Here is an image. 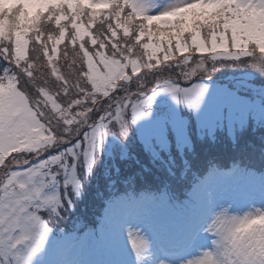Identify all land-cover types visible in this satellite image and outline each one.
Segmentation results:
<instances>
[{
    "label": "snow or ice",
    "instance_id": "1",
    "mask_svg": "<svg viewBox=\"0 0 264 264\" xmlns=\"http://www.w3.org/2000/svg\"><path fill=\"white\" fill-rule=\"evenodd\" d=\"M5 4L0 0V264H70V241L98 246L105 256L99 264H264V203L218 211L207 184L195 189L197 207L178 229L157 214L173 207L167 189L140 192L131 177L110 178L96 192L102 208L92 227L57 226L87 198L109 130L118 127L113 135L126 139L160 92L199 112L209 91L204 74L217 61H238L264 77V0ZM190 51L200 54L194 67ZM248 74L215 99L252 92ZM145 136L163 138L164 127L151 125Z\"/></svg>",
    "mask_w": 264,
    "mask_h": 264
},
{
    "label": "rangeland",
    "instance_id": "2",
    "mask_svg": "<svg viewBox=\"0 0 264 264\" xmlns=\"http://www.w3.org/2000/svg\"><path fill=\"white\" fill-rule=\"evenodd\" d=\"M7 2L10 4L16 2V0H7ZM0 7L3 8V5H0ZM155 11H159V9ZM160 55L162 56L163 53H160ZM185 55L191 56L189 63L193 67L195 66L194 61L200 58V54L191 51L185 53ZM204 55L206 56L207 54ZM176 56L178 59L180 58L178 52ZM208 67L212 68L210 58L208 59ZM214 68V71L204 74L207 78L203 82L208 85L209 91L199 112L189 110L185 105L178 103L170 93L160 92L151 105L150 115L131 125L126 139L113 135L118 132V127L109 130L103 145V151L99 154L98 163L95 167H100L103 173H108L110 166L106 162H108L109 158L123 159L129 157V151L138 147L145 151H152L154 154L160 151L159 147H167L171 144H177L179 147L184 148L187 145H191L193 136L194 140L198 139L207 145H211L216 139L221 142L234 143L238 138H234L231 132L236 130L242 133L241 131L244 129L239 128L242 123L247 122L249 119L247 126L254 128L259 124L261 125L264 116V96L259 94V89L264 85V77L254 73V69L242 65L238 61H217ZM177 72H179V69H177ZM242 73H249L244 75L243 79L251 82L249 87L253 91L250 93H237L239 96L238 100L217 101L215 99L216 91L230 87L235 80L241 78ZM210 76L229 80V82L220 83ZM180 81L190 82L182 79ZM180 84L181 86H191V82L188 85ZM133 90L135 91V89ZM133 99L135 100V98ZM128 118L130 119V110ZM151 125L164 127L163 138H146L145 129ZM219 136H223V139H218ZM241 174L243 181L239 183L241 184L240 186L235 184L236 178L233 171L223 174L215 172L209 177L208 187L213 195V208L219 211L221 207L226 206L232 212H243L252 207L262 206V203H264V174L257 175L250 171L242 172ZM98 181L93 179L92 183L96 185ZM234 187H237V190ZM234 194H236V198H234ZM171 215L177 217L176 220L180 222L186 216V213L179 210V214L172 213ZM160 217L165 220L164 214H161ZM181 224L173 225V228ZM203 243L210 244V240H204ZM99 251L102 252L100 249ZM192 251L195 252V249ZM64 259L68 260L70 264H87L88 256L71 252Z\"/></svg>",
    "mask_w": 264,
    "mask_h": 264
},
{
    "label": "trees",
    "instance_id": "3",
    "mask_svg": "<svg viewBox=\"0 0 264 264\" xmlns=\"http://www.w3.org/2000/svg\"><path fill=\"white\" fill-rule=\"evenodd\" d=\"M248 121L239 126L244 130L242 133L237 132L236 135L240 138L234 143L219 141L207 145L198 139L194 140L193 136L191 145L184 148L171 144L159 147L160 151L154 154L138 147L129 151L127 160H111L113 168L107 173L106 179L100 180L97 186L87 185V198L79 204L78 212L73 214L75 220L87 227L93 226L101 211L99 207H102V202L95 198V194L98 190L104 191L110 178L123 181L131 177L135 182L134 187L140 192L159 193L167 189L174 208L177 207L176 204L187 207L186 202L191 200L193 204L190 203L189 206L195 209L197 201L193 193L216 167L226 169L244 165L258 171L264 170V118L261 125L254 128L247 126ZM185 171L187 174L182 176L181 173ZM99 185H102L101 189ZM117 187L122 190L123 185L118 184ZM62 226H68V223ZM96 251L93 250L94 253Z\"/></svg>",
    "mask_w": 264,
    "mask_h": 264
},
{
    "label": "clouds",
    "instance_id": "4",
    "mask_svg": "<svg viewBox=\"0 0 264 264\" xmlns=\"http://www.w3.org/2000/svg\"><path fill=\"white\" fill-rule=\"evenodd\" d=\"M4 7H10V5L5 4Z\"/></svg>",
    "mask_w": 264,
    "mask_h": 264
}]
</instances>
